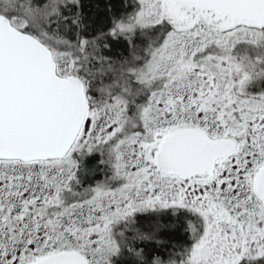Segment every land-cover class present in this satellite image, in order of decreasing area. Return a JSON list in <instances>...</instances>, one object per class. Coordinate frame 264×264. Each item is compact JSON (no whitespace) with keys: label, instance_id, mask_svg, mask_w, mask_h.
Listing matches in <instances>:
<instances>
[{"label":"snow or ice","instance_id":"1","mask_svg":"<svg viewBox=\"0 0 264 264\" xmlns=\"http://www.w3.org/2000/svg\"><path fill=\"white\" fill-rule=\"evenodd\" d=\"M107 12L0 0V264H264V0Z\"/></svg>","mask_w":264,"mask_h":264},{"label":"trees","instance_id":"2","mask_svg":"<svg viewBox=\"0 0 264 264\" xmlns=\"http://www.w3.org/2000/svg\"><path fill=\"white\" fill-rule=\"evenodd\" d=\"M82 11L87 18L89 24V33L95 35L100 30H106L109 26V13L107 5H113V10H119L122 7V0H80ZM107 43L110 48L105 51V55L113 59L128 56V45L124 41L109 40ZM139 43V41H137ZM96 158V157H95ZM91 166V165H90ZM142 225L147 223L142 218ZM163 243H149L147 245L141 243L138 246L145 249V252L153 257H160L167 260L170 254H174L179 250L180 245H187L191 241V236L183 228L173 232H169L162 237ZM123 264H133V257L126 254Z\"/></svg>","mask_w":264,"mask_h":264},{"label":"rangeland","instance_id":"3","mask_svg":"<svg viewBox=\"0 0 264 264\" xmlns=\"http://www.w3.org/2000/svg\"><path fill=\"white\" fill-rule=\"evenodd\" d=\"M97 160H98V158L96 157H92V158H90L89 159V161H88V166L89 167H93V166H96L97 165ZM91 165V166H90ZM100 178V175L98 174L97 175V179H99Z\"/></svg>","mask_w":264,"mask_h":264}]
</instances>
